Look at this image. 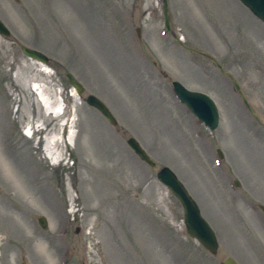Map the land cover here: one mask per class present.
<instances>
[{
  "label": "rangeland",
  "instance_id": "374dc122",
  "mask_svg": "<svg viewBox=\"0 0 264 264\" xmlns=\"http://www.w3.org/2000/svg\"><path fill=\"white\" fill-rule=\"evenodd\" d=\"M167 5L170 33L160 0H0L11 32L0 35V264H264V23L239 0ZM68 74L85 89L76 108ZM47 78L66 114L32 136L43 112L25 83ZM175 82L215 101L217 131L177 100ZM69 115L54 163L46 139ZM166 167L215 231L217 255L189 236L158 180Z\"/></svg>",
  "mask_w": 264,
  "mask_h": 264
},
{
  "label": "water",
  "instance_id": "95a60500",
  "mask_svg": "<svg viewBox=\"0 0 264 264\" xmlns=\"http://www.w3.org/2000/svg\"><path fill=\"white\" fill-rule=\"evenodd\" d=\"M164 4V18H165V30L172 32L170 25L169 9L167 5V0H161ZM245 7H247L252 14L264 23V0H239ZM0 35L5 37H10L11 32L5 26V24L0 21ZM23 53L30 59L38 61L43 64H48V57L37 51L30 49L28 47H22ZM221 68L220 65H218ZM222 72L226 74L225 71ZM68 79L70 84L77 90L79 95L85 92L83 86L71 75L68 74ZM236 89L240 92L241 89L237 82L233 80ZM174 91L181 103L186 105L192 113L198 118V120L203 123L211 132H215L220 125L221 115L217 104L208 95L200 92H194L186 89L183 85L178 82L173 84ZM87 104L97 109L111 125L116 126L117 120L109 110V108L99 99L94 96H89L87 99ZM248 105L247 101H245ZM128 145L135 152V154L142 159L150 167H155V162L146 153L142 146L137 140L131 138L128 140ZM220 158H223L221 151H218ZM158 178L162 184H164L169 190L172 191L173 195L180 201L184 209V220L189 236L197 240L210 254L217 255L219 251V243L215 231L211 228L209 223L203 218L201 209L193 197L189 194L187 188L179 180L177 175L168 167L163 168L158 173ZM239 186V182H236ZM264 210V208H263ZM40 225L46 228L47 223L44 218L39 220ZM224 264H238L233 258H228L225 260Z\"/></svg>",
  "mask_w": 264,
  "mask_h": 264
},
{
  "label": "bare ground",
  "instance_id": "6f19581e",
  "mask_svg": "<svg viewBox=\"0 0 264 264\" xmlns=\"http://www.w3.org/2000/svg\"><path fill=\"white\" fill-rule=\"evenodd\" d=\"M39 66L46 69L44 65H41L40 62L36 61ZM28 86V90L30 91L31 97L36 96L38 98V102L40 103L42 114H40L39 124L35 127V134L43 135L49 131V129L53 125V121L55 119H60L64 116V106L62 105V90L54 89V85L52 81L47 78L43 80L38 86L32 83L31 80L25 83ZM72 97L74 98L75 104L74 108L78 104H81V99L78 94L73 90ZM62 112V113H61ZM50 118H52L50 120ZM54 118V119H53ZM48 122V123H47ZM65 121L58 125V133L56 132L54 135L48 137L46 139L45 152L48 157H50L54 163H59L62 160L63 152L61 149V144L65 141L61 138V131L65 127ZM75 120L72 121V127L74 128ZM44 126V127H43ZM70 138L73 137V131L71 132ZM58 149L59 151H56Z\"/></svg>",
  "mask_w": 264,
  "mask_h": 264
}]
</instances>
